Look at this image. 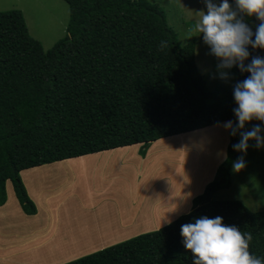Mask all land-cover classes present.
<instances>
[{
	"label": "trees",
	"instance_id": "trees-1",
	"mask_svg": "<svg viewBox=\"0 0 264 264\" xmlns=\"http://www.w3.org/2000/svg\"><path fill=\"white\" fill-rule=\"evenodd\" d=\"M63 1L66 35L48 51L19 10L0 12V206L10 181L37 214L22 171L231 122L226 159L190 213L67 264H264V211L213 201L231 186L241 121L264 125V0H216L239 96L207 89L195 43L180 48L149 2Z\"/></svg>",
	"mask_w": 264,
	"mask_h": 264
},
{
	"label": "rangeland",
	"instance_id": "rangeland-1",
	"mask_svg": "<svg viewBox=\"0 0 264 264\" xmlns=\"http://www.w3.org/2000/svg\"><path fill=\"white\" fill-rule=\"evenodd\" d=\"M145 1L163 13L167 27L176 34L180 48L190 42L195 43V64L205 79L207 89L224 88L231 95L239 96L240 87L236 77L232 76L234 62L224 44L227 40L216 0ZM10 10H19L23 14L29 35L40 42L44 51L50 50L66 35L69 10L63 0H0V12ZM232 127L231 122H225L161 139L147 147L136 145L118 149L122 156L112 161L113 166L108 171L116 170L117 179L122 184L133 182L136 192L135 182L142 185L141 191L149 186L148 193H156L157 196L161 194L157 189L165 191L164 186L172 187L178 195L175 199L179 200L180 210L173 214V220L163 217L169 225L189 208L192 211L191 201L201 195L205 186L214 179L217 167L226 159ZM238 139L239 158L230 172L231 186L215 194L213 201H238L252 212H262L264 125L250 120L241 121ZM79 160H65L20 173L36 213L39 211L37 216H28L21 211L11 182H6V202L0 206V264H67L98 252L89 254V249L76 246L75 252L60 251L64 244H76L86 238L85 233L79 237L80 223L84 219L82 214L62 216L56 211L60 198L70 195L68 203L80 202L78 194H85L89 189V159H81L85 162L83 164H67ZM55 170H59L62 179L55 180L58 177ZM79 172L83 174H77ZM83 175L88 178H83ZM118 189L126 192L120 183ZM170 196L168 202L173 200ZM167 225L162 224L157 229ZM47 228H50L49 232Z\"/></svg>",
	"mask_w": 264,
	"mask_h": 264
},
{
	"label": "crops",
	"instance_id": "crops-1",
	"mask_svg": "<svg viewBox=\"0 0 264 264\" xmlns=\"http://www.w3.org/2000/svg\"><path fill=\"white\" fill-rule=\"evenodd\" d=\"M115 151L81 157L78 158L80 160L77 163L67 162L69 166L78 165V163H85L82 160L89 159V189L85 194H78L80 202L68 203L67 200L70 199V195L60 198L61 201L57 204L56 211L62 216L82 214L84 219L80 223L81 232L79 237L85 233L86 238L77 241L76 244L71 242L64 244V249H61V252L64 250L75 252L77 250L76 246L79 249H89L90 254L112 247L141 234L157 231V228L162 224L167 225V222L163 221V217L165 219L170 217L173 220L171 218L173 214L180 210L179 200L175 199L178 195L172 191V187L169 189L164 186L165 191L157 189L158 192H161L157 196L155 192V194L148 193L149 186L141 191L142 185L140 186L135 182L138 193L133 190V182L127 185L119 182L117 179L118 172L116 170L108 171L113 166L112 161L122 156V154H118L119 150ZM59 170L54 172L58 176L55 177V180L62 179ZM77 174L83 173L79 172ZM45 178V175H43V179ZM83 178L87 179L88 177L83 175ZM118 183L126 192L118 191ZM134 192L138 194L137 197ZM169 195L173 198L170 202H168ZM170 210L171 212L168 213ZM188 213H190V208L184 215ZM59 222L62 221L59 220ZM46 231L49 232L50 228H47ZM70 241L73 240L70 239Z\"/></svg>",
	"mask_w": 264,
	"mask_h": 264
}]
</instances>
